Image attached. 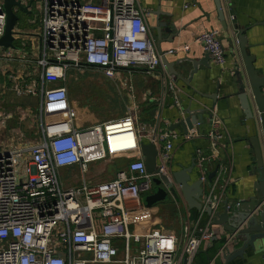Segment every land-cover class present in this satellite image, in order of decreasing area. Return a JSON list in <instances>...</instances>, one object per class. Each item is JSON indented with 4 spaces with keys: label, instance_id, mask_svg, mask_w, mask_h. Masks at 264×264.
Here are the masks:
<instances>
[{
    "label": "built area",
    "instance_id": "built-area-1",
    "mask_svg": "<svg viewBox=\"0 0 264 264\" xmlns=\"http://www.w3.org/2000/svg\"><path fill=\"white\" fill-rule=\"evenodd\" d=\"M16 1L22 6L29 1L40 3L37 17L30 20L38 19L42 37L35 65L41 70L42 83L58 85L12 87L20 95H39L41 138L0 149V264H192L202 244L220 235V246L205 264L221 260L235 232L229 234L210 225L229 185V167L219 161L220 150L228 147L229 140H223L212 108L204 134L207 148L195 147L193 151L194 170L203 182L201 209L190 217L177 185L179 201L186 208L177 233L162 226L140 229L150 221L153 207L146 206L144 197L152 193L154 177L163 175L173 183L174 140L200 136L202 132L195 127L201 123L196 121L182 133L162 128L146 132L137 125L135 113H127L83 128L73 125L66 86V73L73 68L88 67L109 76L116 72L158 74L174 104L180 106L175 80L161 60L165 53L158 52L145 22V9L137 0ZM5 24L0 0V37ZM218 33L216 29L203 30L194 40L212 55L215 65L223 66L224 46ZM12 59L9 48L0 46V60ZM141 143L154 145L156 173L147 172ZM123 156L128 162L112 179H87L91 163ZM215 162L214 175L207 181L209 166ZM72 166L78 168L82 180L65 186L60 170ZM231 202L238 203L229 201L227 210Z\"/></svg>",
    "mask_w": 264,
    "mask_h": 264
},
{
    "label": "crops",
    "instance_id": "crops-1",
    "mask_svg": "<svg viewBox=\"0 0 264 264\" xmlns=\"http://www.w3.org/2000/svg\"><path fill=\"white\" fill-rule=\"evenodd\" d=\"M137 1L145 9V22L154 37L156 47L159 44V49L165 53L169 62L174 63L184 58L201 59L206 52L201 44L194 39L201 31L209 29H216L219 32V39L224 46L225 62L223 66H218L210 59L209 67L200 65L197 72L192 75L189 84L176 80V96L180 106L174 104L173 96L165 90L158 74L116 72L113 76H109L101 73L105 81L113 82L120 90L125 91V96L128 97V103L123 99L125 104L121 116L135 113L137 125L146 132L162 128L176 133L184 132L181 125L173 128V124L181 118L187 115L202 116L203 122L195 127L196 130L202 132L200 136L188 141L181 138L174 140L171 168L176 170L190 165L193 161L195 147L207 148L208 142L204 134L210 125L208 117L209 109L212 108L214 115L220 121L223 140H229L228 147H225L224 151L220 150L219 153V161L225 162L229 167V185L226 188V196L230 201L248 199L255 192L254 154L245 133L243 112L236 95L238 85L233 76L235 56L230 47L231 39L229 32L222 28L214 1ZM221 3L222 10L227 13L226 16L228 15L226 19L231 24H236L244 29L249 45L248 52L255 57L253 62L255 71L258 76H264V0H221ZM20 22L22 24L21 20ZM160 22L173 23L172 31L164 28L158 33ZM21 24L16 25L15 46L9 48L14 59L0 60V149L16 146L18 141H37L41 138L39 95H20L12 87L18 85L41 88L58 85V83H42L39 76L41 70L35 65V59L42 48L39 24L32 29H24L25 34L21 32L20 28L23 27ZM30 31L35 33L29 34ZM171 33L174 34L170 35ZM183 45H188L189 49L183 50ZM179 47H181L179 50L167 53L169 49ZM174 67L183 76L187 75L188 67L185 64L174 65ZM158 69L160 70V67ZM213 95L215 101L211 98ZM69 101L74 127L88 126L85 120L79 116L80 113L77 114L76 106L78 104L71 100L70 95ZM186 110H190V113ZM181 112H184V115ZM216 165L215 162L209 166L211 171L215 169ZM89 169L91 168H88L86 177L92 179L90 176L95 175H91L92 172ZM65 171L73 174V185L79 184L82 180V175L76 166L61 169L60 179L61 173ZM101 171L103 170H99V172ZM191 176L192 179L197 178L195 170ZM62 183L65 185L64 181ZM170 202H174L182 210H186L182 201L170 200ZM153 207L151 211L157 208ZM197 212L196 209H189L190 217H195ZM205 221L206 219H203L202 224ZM213 228L219 230L218 227L214 226ZM174 230L179 231L180 229ZM221 239L220 235L219 240L212 239L204 242L196 253L192 264H205L216 253L215 249L221 243ZM234 246L237 247L238 244H233L230 248ZM221 263L222 259L216 260L214 264ZM231 264H264V256L261 253H257L253 257L246 255L243 260L238 258Z\"/></svg>",
    "mask_w": 264,
    "mask_h": 264
},
{
    "label": "water",
    "instance_id": "water-1",
    "mask_svg": "<svg viewBox=\"0 0 264 264\" xmlns=\"http://www.w3.org/2000/svg\"><path fill=\"white\" fill-rule=\"evenodd\" d=\"M3 8L6 13L5 30L0 37V46L4 48H13L15 26L19 22L17 11L29 13V5L22 6L16 0H2ZM218 13V19L222 28L229 32L231 51L235 56L233 63V76L237 83V98L243 112V125L248 141L254 154L255 164L253 174H255L254 188L255 192L246 200H239L238 203L231 202L229 210L226 205L229 198L226 196L210 221V225L218 226L226 233H234L233 244L237 247H228L227 253L222 256L221 264H231L235 259L243 260L245 256L253 257L257 253L264 256V76H258L253 65L254 56L248 52L249 45L244 33V29L236 24H231L226 19V12L222 10L221 0H213ZM173 23L160 22L158 24V33L161 29L167 28L172 31ZM171 33L170 35H173ZM223 46V45H222ZM159 53H163L157 45ZM213 57L206 52L199 60L184 58L177 62H169L165 55L161 60L166 71L174 78L189 84L192 75L197 72L200 65L209 67V60ZM185 64L188 67L187 75L183 76L178 72L174 65ZM183 66V65H182ZM215 101L214 95L211 96ZM190 110H186L189 112ZM203 112V111H202ZM203 122L200 115H187L173 124V128L181 125L186 131L190 129L195 122ZM141 153L145 160V168L149 173H156V149L152 143H141ZM194 170V160L186 167L171 169L173 183L169 182L167 177L161 175L154 177V188L151 194L144 197L146 206L152 207L157 203L164 202L171 198L175 202L179 201L176 186L179 185L182 194V200L186 203L188 209H201V199L203 195V182L198 179H192ZM214 175V170L210 171L206 180L210 181ZM166 186V187H165ZM207 216L211 214V209H205ZM215 237L213 240H219ZM222 240V239H221ZM246 254V255H245Z\"/></svg>",
    "mask_w": 264,
    "mask_h": 264
},
{
    "label": "rangeland",
    "instance_id": "rangeland-1",
    "mask_svg": "<svg viewBox=\"0 0 264 264\" xmlns=\"http://www.w3.org/2000/svg\"><path fill=\"white\" fill-rule=\"evenodd\" d=\"M28 5L30 6V12L20 13L22 18L21 21L23 23V27L21 26L22 28H20L22 33H24V29H32L39 24L37 18V21L33 23H31L30 20H34L35 17H37L38 10L41 7L40 3L29 1ZM33 33L31 32L29 34ZM34 35L37 36L36 34ZM66 86L69 90L71 100L74 102L76 101L78 104V106H76L77 114L80 113V115H78L81 116L88 125L121 117L120 112L125 104L123 99L126 103H128V97L125 96V91L120 90L113 82L105 81L101 72L91 68H73L67 71ZM87 97H89V99H87L88 103L91 104L89 106L87 103L84 105L86 102L85 98ZM126 162L127 161H122L120 159L93 162L89 165V168H91L89 170L92 172L91 175L95 176H90L92 179L89 178V180L92 182L110 180L113 178L115 170L123 167ZM101 169L103 171L99 172ZM61 180L64 181L65 186H72L73 174L71 175L66 171L62 172ZM167 201H170V198H168ZM154 207L157 208L152 210L150 221L147 223L156 219L158 224L155 226L157 227L152 228H159L162 226L165 229H169L177 233L174 229H180L181 224L184 221L185 211L174 202L159 203Z\"/></svg>",
    "mask_w": 264,
    "mask_h": 264
},
{
    "label": "trees",
    "instance_id": "trees-1",
    "mask_svg": "<svg viewBox=\"0 0 264 264\" xmlns=\"http://www.w3.org/2000/svg\"><path fill=\"white\" fill-rule=\"evenodd\" d=\"M17 13H18V16L20 15V13H24V12H21V11H17ZM19 24H21V22H20V18H19ZM23 24V23H22ZM21 24V25H22ZM85 68H88V67H85ZM87 99H89V97H87V98H85V100H86V102L84 103V105H86V103L88 104V106L89 105H91L90 103H88V100ZM122 110H123V108H122ZM122 110H121V112H122ZM120 112V113H121ZM120 115H122V113L120 114ZM120 160H122V161H127L128 162V159H126V158H119ZM117 160V159H116ZM126 162V163H127ZM126 165V164H125ZM124 165V166H125ZM123 166V167H124ZM120 168H122V167H120ZM117 169H119V168H117ZM168 202H170V201H168ZM167 201H165V202H160V203H168ZM157 204H159V203H157ZM155 206V205H154ZM192 210H194V209H192ZM156 224H158L157 223V221H156V219H154V221H152V222H149V223H146V224H142L141 226H140V229H151L152 227H157V226H155ZM221 244V243H220ZM220 244L216 247V249L215 250H217V248L220 246Z\"/></svg>",
    "mask_w": 264,
    "mask_h": 264
},
{
    "label": "flooded vegetation",
    "instance_id": "flooded-vegetation-1",
    "mask_svg": "<svg viewBox=\"0 0 264 264\" xmlns=\"http://www.w3.org/2000/svg\"><path fill=\"white\" fill-rule=\"evenodd\" d=\"M19 18H20V20H21V14L19 15ZM167 200H168V199H167ZM167 200H166V201H167ZM170 200H171V198H170ZM164 202H165V201H164Z\"/></svg>",
    "mask_w": 264,
    "mask_h": 264
}]
</instances>
